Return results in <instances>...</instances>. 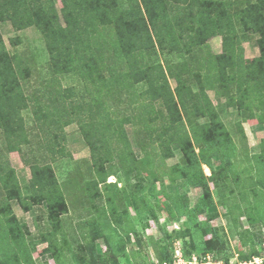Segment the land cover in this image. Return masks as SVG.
<instances>
[{
	"label": "trees",
	"instance_id": "16d2710c",
	"mask_svg": "<svg viewBox=\"0 0 264 264\" xmlns=\"http://www.w3.org/2000/svg\"><path fill=\"white\" fill-rule=\"evenodd\" d=\"M54 1L0 0V23L9 21L17 31L36 27L46 40L54 73L78 71L85 80L91 82L97 93L104 89L111 92L118 85L120 89L135 88L141 83L148 86L141 94L150 101L145 109L158 101L163 104V111L160 112L163 119L162 131L157 134V139L164 148L163 157H172L171 146L175 145L186 161L183 167L176 164L171 168L169 176L172 183L185 180L191 187L202 190L198 204L190 208L185 197L169 195L168 192L165 193L163 186L161 190L164 192H157L166 196L163 206L178 218L189 214L202 215L213 205L209 181L216 183L218 179L227 180L229 174H233V182L240 185L238 170L237 173L233 170L235 165L232 158L236 148L232 135L222 122L207 90H214L218 97H226L228 106H235L237 103L239 108L244 104L251 111L256 107L264 117V0L246 4L245 1L236 0L234 13L230 12L227 0H61L63 18ZM100 24L109 26L110 31H113L112 35L103 44L92 46L91 34L96 32ZM238 26L241 34L258 36L260 55L253 68L246 65ZM218 36L223 40V53H202L209 40ZM157 45L162 52L191 56V60L198 63L199 71H202V67L207 68L203 78L202 72L194 73L198 91L194 90L192 80L186 78L188 61L175 65L168 63L167 66L153 62L151 56L156 54ZM18 58L7 49L0 32V129L8 149L18 151L23 145L29 144V131L22 111L32 106L38 133L51 154L55 156L58 151L62 153V145L66 140L65 127L76 121L80 123L82 134L96 157V153L105 145V135L98 134V125L105 124L104 128L109 131L111 124H114L109 115L101 114L107 112L102 100L92 94V100L87 106H83L76 104L69 98V94H63L60 90H50L42 96H27L22 79L28 77V72ZM112 62L125 63L126 71L121 75L115 73ZM104 67L109 69V79L103 74ZM171 78L177 82L174 89L170 84ZM234 85L237 87V99L230 93ZM84 107L89 110V122H85ZM146 112L149 113L148 109ZM184 112L195 119H206L207 122L190 123L189 132ZM147 120L144 130L152 136L154 132L149 129ZM121 135L125 138L123 132ZM196 143L201 145L199 152L195 150ZM126 146L129 147V144ZM119 157L125 176L129 178L133 168L138 171L139 164L152 170L156 156L153 159L148 156L137 162L135 157L123 149ZM214 158L220 161L218 171L213 164ZM108 160V156L106 159L95 158L93 166L99 174V180L91 182L88 187L95 190L90 193L91 201L105 199L110 210L117 215L114 207L116 198L111 190L118 191V188L115 184L107 183L105 175L104 162ZM256 164L259 179L252 182L264 187V154L256 158ZM203 165L211 169V176L204 174ZM101 184H105V192L100 190ZM152 189L155 191L154 187ZM0 190V211L14 220L9 209L10 203L13 200L23 203L22 191L13 170L6 165L0 172ZM29 191L33 201L47 205L50 219L56 220L69 212L60 183L50 164L33 165ZM254 193L258 197L259 194ZM240 197L245 203L244 193H240ZM140 201L138 212H147L148 216L158 220L156 206L148 199V195L141 197ZM235 207L241 210L240 205L236 204ZM247 211L250 221L253 220L252 211L258 214L262 212L258 205L253 206L251 203ZM107 213L103 214L105 218ZM262 216L261 221L264 222ZM120 217L121 215H117L116 222L121 224ZM215 217L216 214L208 215V220ZM148 225L149 223L147 227ZM102 232L103 229L98 226L92 229V233L99 237L103 236ZM214 233L218 235V230H214ZM116 234L119 236V232ZM105 238L115 256L124 241L121 240L120 246H117L114 235H105ZM219 245L222 248L223 240H220ZM88 247L91 257L98 261L97 264H110V258L99 254L93 243L88 244ZM156 252L162 264L174 262V251L166 244L160 245ZM258 255L257 250H252L248 255H241L240 260L247 262Z\"/></svg>",
	"mask_w": 264,
	"mask_h": 264
},
{
	"label": "rangeland",
	"instance_id": "374dc122",
	"mask_svg": "<svg viewBox=\"0 0 264 264\" xmlns=\"http://www.w3.org/2000/svg\"><path fill=\"white\" fill-rule=\"evenodd\" d=\"M235 1H226L230 4V12L233 13L236 10ZM242 1L246 4L257 0ZM54 4L63 18L61 0H55ZM62 22L65 25L63 19ZM110 29L109 26L98 25L96 32L91 34L92 46H99L111 37L113 31ZM238 30L242 38L246 65L253 68L256 58L260 55L258 36L241 34L239 26ZM0 32L7 49L11 54L17 55L23 67L27 69L28 77L22 79L27 96H42L44 93L48 94L50 90L53 92L60 90L63 94H69V98L76 104L87 106L92 100L91 95L94 94L100 101L102 100L107 111L101 114L109 115L114 122L109 127L110 132L104 128L105 124L98 125L100 130L98 134L105 135V145L96 153V157L82 134L80 123L76 121L65 127L66 140L62 145V153L58 151L55 156L51 154L38 133L32 106L22 111L29 131V144L23 145L18 151L9 150L0 129V172L4 165L13 170L23 200V203L19 200L10 203L9 209L14 220L7 218L5 212L0 211V264H97L96 258L90 254L88 244L91 243L99 254L110 258V264H157V262L162 264L156 252L162 244H166L173 251L182 248L186 260L189 262L196 257L197 264H243L245 262L240 260V256L248 255L252 250H257L259 255L246 263L264 264V222L261 221V216L264 217V187L252 182L259 179L256 158L264 154V117L261 111L256 107L251 111L244 104L239 108L237 103L235 106H228L226 97L220 100L214 90H207L211 101L219 108L222 122L232 135L236 148L232 158L235 165L233 170L236 173L238 170L241 183L236 185L233 182V174H229L227 180L218 179L216 183L209 181L213 205L202 215L189 214L178 218L163 206L166 196L157 192L163 193L164 190L161 189L164 186L165 193L185 197L189 207L193 208L201 199L202 190L191 187L185 180L172 183L169 176L171 168L176 164L183 167L186 161L175 145L171 146L173 156L163 157L164 148L157 139V134L162 131L163 119L160 112L163 111V104L161 101L155 102L153 106L146 107L149 113L146 112L145 106L150 105V101L141 94L148 86L141 83L135 88L120 89L118 85L111 92L104 89L97 93L91 82L85 80L78 71L54 73L46 40L36 27L17 31L11 22L6 21L0 23ZM156 47V54L151 56L155 64L167 66L168 63L175 65L188 61L189 71L186 78L192 80L195 84L194 90L198 91L194 73L202 72L203 78L207 68L202 67V71H199L198 63L191 60V56L162 52L158 45ZM208 51L212 54H222V38L214 37L209 40L202 53L207 54ZM111 64L115 68V73L119 75L127 69L125 63ZM108 70L105 68L103 71L107 79L110 78ZM170 84L173 89L177 86V82L172 78ZM236 92L237 87L234 85L230 93L237 99ZM183 114L189 132L190 123L207 122L206 119H195L186 112ZM150 118L154 120L151 121ZM144 119H148L147 125L154 132L152 136L145 133ZM85 122H89L87 108ZM127 143L129 147L126 146ZM200 147L201 145L196 143V152H199ZM123 149L135 157L137 162L148 156L152 159L156 156L152 170L139 164L138 171L131 167L130 177L126 178L119 157ZM106 156L109 160L104 162L105 175L107 183L115 184L118 188V191L112 189L111 194L116 198L114 207L117 215H121V224L116 222L117 215L113 214L105 199L91 201L90 197V193L95 190L89 189L88 184L99 180V174L93 166L95 158L106 159ZM38 163L52 166L68 205L69 212L56 220L50 219L45 203L33 201L30 197L32 167ZM213 164L218 171L220 161L214 158ZM202 170L206 176L212 175L209 167L203 165ZM104 188L105 184H101L100 190L105 192ZM254 191L259 194L258 197ZM240 193H244L245 203ZM145 195H148V199L155 204L158 220L148 216L147 212L142 214L138 212L137 207L141 206L140 198ZM1 197L2 192L0 199ZM249 203L253 206L258 205L262 211L259 214L252 211V221L249 220L250 215L247 211ZM236 204L241 206V210L235 207ZM104 212H108L106 218L103 216ZM211 214H216V217L208 220V215ZM94 226L103 229V236L99 237L92 233ZM214 230H218V235H215ZM128 231L130 236L127 235ZM118 232L119 236L116 234ZM105 235H114L117 246H120L121 240L124 241L115 256L110 251ZM220 240H223L222 248L219 245ZM256 258H260L261 261L256 263Z\"/></svg>",
	"mask_w": 264,
	"mask_h": 264
},
{
	"label": "built area",
	"instance_id": "2783aa9c",
	"mask_svg": "<svg viewBox=\"0 0 264 264\" xmlns=\"http://www.w3.org/2000/svg\"><path fill=\"white\" fill-rule=\"evenodd\" d=\"M186 256L184 255V252L182 250V248H177L174 250V262L172 264H197V258L193 257L192 261H187L186 263ZM258 261H261L260 258H256L255 262L257 263ZM157 264H160L157 262ZM164 264H168V263H164ZM243 264H248V263H243ZM250 264H252V262H250ZM258 264V263H257Z\"/></svg>",
	"mask_w": 264,
	"mask_h": 264
},
{
	"label": "crops",
	"instance_id": "0c3cea01",
	"mask_svg": "<svg viewBox=\"0 0 264 264\" xmlns=\"http://www.w3.org/2000/svg\"><path fill=\"white\" fill-rule=\"evenodd\" d=\"M219 37V36H218ZM214 55H217V54H214ZM218 99L222 100L221 97H218ZM213 102V101H212ZM214 104V103H213ZM214 106L216 107V109L218 110L219 108L214 104ZM219 111V110H218Z\"/></svg>",
	"mask_w": 264,
	"mask_h": 264
}]
</instances>
